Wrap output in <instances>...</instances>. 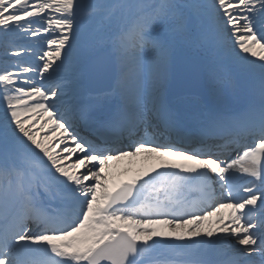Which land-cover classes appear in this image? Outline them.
I'll return each instance as SVG.
<instances>
[{"label": "snow or ice", "instance_id": "1", "mask_svg": "<svg viewBox=\"0 0 264 264\" xmlns=\"http://www.w3.org/2000/svg\"><path fill=\"white\" fill-rule=\"evenodd\" d=\"M0 264H264V0H0Z\"/></svg>", "mask_w": 264, "mask_h": 264}, {"label": "rangeland", "instance_id": "2", "mask_svg": "<svg viewBox=\"0 0 264 264\" xmlns=\"http://www.w3.org/2000/svg\"><path fill=\"white\" fill-rule=\"evenodd\" d=\"M45 134L46 133H43L42 135H45ZM147 159L150 160V158L147 155H141V156H139V159L136 162L135 161L131 162L130 159H128V160H126V159L119 160V164L116 165L114 168H112V176H113V170H116V169L120 168L122 171H125L126 169L133 168L135 165H138L139 162H141L143 160L146 161ZM121 164H125V166L122 167ZM245 178H247V177H243V179H245Z\"/></svg>", "mask_w": 264, "mask_h": 264}]
</instances>
